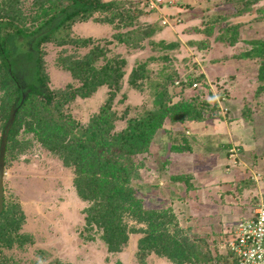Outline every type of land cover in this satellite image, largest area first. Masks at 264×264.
<instances>
[{
    "label": "rangeland",
    "instance_id": "1",
    "mask_svg": "<svg viewBox=\"0 0 264 264\" xmlns=\"http://www.w3.org/2000/svg\"><path fill=\"white\" fill-rule=\"evenodd\" d=\"M102 1H123L138 12L137 19L117 28L116 18L100 20L109 16L107 10L76 20L69 36L87 38L84 46L50 40L35 51L29 34L49 17V0H0V22L10 21L31 36L8 29L22 87L35 83L34 63L23 51L32 52L40 60L45 85L40 90L52 91L79 134L105 129L113 142L132 145L129 187L135 200L127 196L121 207L106 192L100 203L89 191L83 199L76 187V155L68 149L72 143L46 137L26 117L14 125L5 153L0 264H178L179 253L168 258L139 247L149 220L142 208L170 220V238L193 250L180 264L231 263L219 257L226 255L225 233L264 203V58L252 43L264 39V0ZM223 22L237 25L230 36ZM139 26L153 32L148 37L139 32L127 44L113 37ZM91 49L101 52L97 66L119 62V87L103 85L87 98L70 99L81 84L61 62ZM142 69L140 78H131ZM4 75L0 64V140L16 101L14 83ZM103 105H109L110 125L99 118ZM150 116L156 123L149 120L152 130L146 133L139 123ZM111 225L117 227V246L101 238Z\"/></svg>",
    "mask_w": 264,
    "mask_h": 264
},
{
    "label": "trees",
    "instance_id": "2",
    "mask_svg": "<svg viewBox=\"0 0 264 264\" xmlns=\"http://www.w3.org/2000/svg\"><path fill=\"white\" fill-rule=\"evenodd\" d=\"M245 1L256 2L258 0ZM49 2L51 9L49 8L48 11L46 10L49 17L42 22L32 34H29L34 37L33 48L35 51L38 45L50 40H54L61 45L73 44L74 46H84L89 40L87 38L70 37V28L76 20L88 19L95 12L108 10L109 16L103 19L101 18L100 20L114 23L116 18L119 23H115L114 25L117 26V28L118 26L121 27L125 25L124 21H128L127 23L134 25L138 16V12L134 9L132 10V7L126 8L123 1L49 0ZM221 25L223 31L229 36L232 33L231 30L237 26L236 24L233 25L226 22H223ZM135 27L130 30L127 29V31L121 29V31H117L113 37L119 43L127 44L130 43V40H132L131 38L136 36L139 32L141 33L144 31L146 37L150 36L153 32L150 28H143L141 26ZM9 28H12L17 36L23 35V37H31L28 36L22 28H19L16 24H12L10 21L0 22V64L5 70L4 78L6 80L8 79L11 84L14 83V85H12L16 100L13 108L15 110L14 119L8 128L5 153L8 147L7 143L13 135L11 132L14 125L22 123V121H25L26 117H31L32 120L29 119V121H34L35 123L32 124H34L36 128L38 127L46 137L51 138L53 136H58L72 143V145L68 146V149L76 155L73 159L78 169H76V174H78L76 178V187L83 199L85 198L82 196L84 195L82 193H84V191H89L96 199L100 200V203L105 200L106 192L112 194V196H114L113 199H117V205L121 203V207L125 197L130 196V198L135 200V196L129 187V174L134 171L133 161L131 159L132 145L122 139L119 143L113 142L110 139L108 130L105 129L96 130V128H91L87 136L79 134L76 123L60 111L61 103L59 101L54 102L52 91L48 88H46L45 93L40 90L39 85H45L40 75L39 57H35L32 52L23 50V53H29V57L34 63L32 68L35 83L30 81L27 87H22L16 77V68L20 66V62L13 54L10 55L11 49L7 46V36L10 34L8 31ZM222 39H224V37ZM252 43L255 54L264 58V39L253 40ZM97 52V50L91 49L80 59H71L69 56H66V58L62 60L61 63L64 68L75 80H79L81 84L69 93L68 98L73 99L76 96L87 98L103 85H107L108 88L114 91L116 88L118 89L120 80L123 77L119 62L113 63L112 61H106L101 66H97L94 62L98 60V55L101 53ZM143 74V69L139 72L133 70L130 76L136 80V78L139 77L138 75ZM30 79L34 81L32 75ZM24 91H29L26 97H23ZM151 117L152 116L147 117L139 123L140 127L142 125L146 126L144 130L146 133L147 128H150L148 125L153 124L148 121L150 120V122L153 121L156 123L155 119H153L154 117ZM99 118L101 119V123H108L110 125L111 118L113 117L111 116L109 105L102 106ZM4 131L5 126L3 128V133ZM98 192L103 193L105 197L99 198ZM4 211L5 210L1 211L0 216L3 215ZM139 212L149 217L147 234L139 239V247L143 252L147 249H153L159 253L162 251L168 258H177V253H179V258H183L176 262L178 264L182 263L181 261H184V259H187L189 254L192 255L193 250L185 246L183 241H175L170 238L166 229V224L170 220H163L162 215L155 210H146L142 208ZM88 222L89 221H87V223ZM116 229L117 227L112 225L102 229L101 238L105 240L107 245L117 246V244L120 243L118 239L114 238V236H116ZM119 232L121 234V240H124L126 238L124 229L121 228ZM225 235L227 236H225L223 242L235 236L234 229L230 230L229 233H225ZM225 254L226 255L219 254V257L222 259L229 257L233 262H227V264H237V256L232 254L229 250H227Z\"/></svg>",
    "mask_w": 264,
    "mask_h": 264
},
{
    "label": "built area",
    "instance_id": "3",
    "mask_svg": "<svg viewBox=\"0 0 264 264\" xmlns=\"http://www.w3.org/2000/svg\"><path fill=\"white\" fill-rule=\"evenodd\" d=\"M234 235L224 242V246L237 256V264H264V203L259 204L249 217L236 221Z\"/></svg>",
    "mask_w": 264,
    "mask_h": 264
},
{
    "label": "water",
    "instance_id": "4",
    "mask_svg": "<svg viewBox=\"0 0 264 264\" xmlns=\"http://www.w3.org/2000/svg\"><path fill=\"white\" fill-rule=\"evenodd\" d=\"M14 114H15V110L13 109L10 112V117L5 125V131L1 135V140H0V213L3 210V202H4L3 176H4V164H5L6 138H7L8 128L10 127L14 119Z\"/></svg>",
    "mask_w": 264,
    "mask_h": 264
}]
</instances>
